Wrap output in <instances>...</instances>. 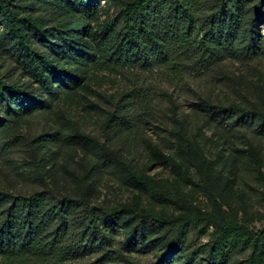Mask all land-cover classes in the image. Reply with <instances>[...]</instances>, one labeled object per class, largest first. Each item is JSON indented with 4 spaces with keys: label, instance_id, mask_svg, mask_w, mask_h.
Listing matches in <instances>:
<instances>
[{
    "label": "rangeland",
    "instance_id": "obj_1",
    "mask_svg": "<svg viewBox=\"0 0 264 264\" xmlns=\"http://www.w3.org/2000/svg\"><path fill=\"white\" fill-rule=\"evenodd\" d=\"M71 1L10 0L52 39L74 25L69 19L87 22L81 57L65 62L79 77L73 88L57 82L53 95L34 82L0 11V78L18 84L31 105L0 92V192L46 191L54 203L72 202L78 238L87 207L121 210L112 244L81 256V264H209L206 253L226 226L264 230V0H245L243 25L218 35L206 33L221 19L219 0H149L146 22L167 54L151 50L147 65L118 59L125 9L135 0H75L62 12ZM185 3L198 21L190 36L180 32ZM29 42L52 56L36 32ZM146 211L164 225L142 229ZM174 242L179 248L162 259ZM233 252L218 264L252 254Z\"/></svg>",
    "mask_w": 264,
    "mask_h": 264
},
{
    "label": "trees",
    "instance_id": "obj_2",
    "mask_svg": "<svg viewBox=\"0 0 264 264\" xmlns=\"http://www.w3.org/2000/svg\"><path fill=\"white\" fill-rule=\"evenodd\" d=\"M149 0H135L125 9L126 25L125 33L118 37V59L120 61H134L138 59L147 65L150 61L149 52L152 50L167 54L159 33L155 27L146 22ZM152 0H150L151 2ZM221 3L220 20L209 22L206 35L230 34L243 25V7L245 0H219ZM75 0L68 4L62 3V12H71L75 6ZM216 4V0H215ZM189 5V6H186ZM78 6V4L76 5ZM182 17L186 20L180 32L190 36L194 25L198 23L190 4L182 5ZM220 6V5H219ZM0 11L8 22L19 43L27 53L28 67L31 76L40 88L51 95L54 94L55 84L64 83L70 88L79 75L65 63L68 59L81 56L77 50L81 47V41H87L89 36L87 22L69 19L74 25L55 34L52 39L42 28L40 20L31 16H19L11 6L10 0H0ZM80 21V22H79ZM80 28L78 31L74 30ZM36 32L44 41L48 42L52 56L34 48L29 42V32ZM151 45V48L148 45ZM0 92L8 101L18 100L22 107L28 109L25 91L18 85L0 78ZM30 98L29 95H27ZM11 108V103H7ZM232 110V109H231ZM2 118L0 116V122ZM11 201L7 212L0 213V264H81L78 259L93 249L110 245L114 241L116 223L120 221L122 211L114 210L104 212L97 207L86 208L85 230L79 236L76 232L75 222H71V210L76 207L72 202L59 201L54 203L46 191H38L28 197L11 196L0 192V204ZM57 219L60 220L56 224ZM142 229H146L148 223L164 225L165 221L154 211H146L140 216ZM77 228V227H76ZM136 231L133 230L129 237L133 238ZM179 248L178 242H174L168 256ZM234 249H251L252 254L248 260L240 264H264V230L256 234H248L245 230L226 226L223 232L216 236L211 249L206 253L209 264H218L228 261L234 253ZM89 264H102L98 259Z\"/></svg>",
    "mask_w": 264,
    "mask_h": 264
}]
</instances>
